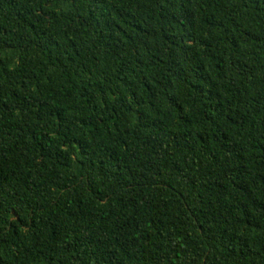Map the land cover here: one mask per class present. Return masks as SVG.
I'll use <instances>...</instances> for the list:
<instances>
[{
	"label": "trees",
	"instance_id": "trees-1",
	"mask_svg": "<svg viewBox=\"0 0 264 264\" xmlns=\"http://www.w3.org/2000/svg\"><path fill=\"white\" fill-rule=\"evenodd\" d=\"M0 264H264V0H0Z\"/></svg>",
	"mask_w": 264,
	"mask_h": 264
}]
</instances>
